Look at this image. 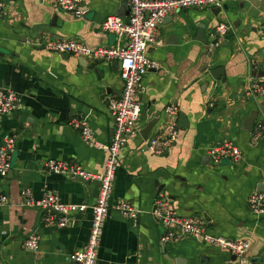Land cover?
<instances>
[{
  "label": "crops",
  "instance_id": "0c3cea01",
  "mask_svg": "<svg viewBox=\"0 0 264 264\" xmlns=\"http://www.w3.org/2000/svg\"><path fill=\"white\" fill-rule=\"evenodd\" d=\"M1 1L7 13L0 18V88L19 94L20 108L0 119V142L17 136L12 168L0 176V195L8 199L0 207V264H75L70 255L86 245L98 182L46 172L42 161L52 158L102 173L104 152L85 144L69 120L86 118L94 137L109 142L114 125L108 105L120 97L123 82L116 61L74 58L36 45L49 40L89 48L121 45L123 40L103 32L101 23L118 13L127 20L130 13L121 8L127 2L83 0L87 14L77 18L45 0ZM221 24L230 30L209 50L210 34ZM263 25L264 0H223L211 9H185L163 20L160 43L147 48L160 68L147 72L138 87L137 133L120 152L98 264H238L226 249L199 236L162 243L166 228L150 213L159 193L170 198L178 216H200L207 232L247 240L249 264H264V214L253 213L247 203L250 194L264 192V136L243 130L252 113L253 128L264 122V96L246 94L251 82L264 85ZM199 31L205 43L197 40ZM251 68L263 76H252ZM215 69H221L216 80L210 75ZM168 107L179 110L176 118L165 113ZM179 114L184 123L179 124ZM174 118L177 142L159 154L151 152L149 137ZM152 119L156 124L145 140L140 132ZM224 141L239 148L241 159L213 165L207 148ZM22 187H29L34 198L53 191L63 202L87 208L63 227L47 224L41 208L20 205ZM118 200L141 210L135 224L114 209ZM32 232L38 247L27 251L22 243Z\"/></svg>",
  "mask_w": 264,
  "mask_h": 264
},
{
  "label": "built area",
  "instance_id": "2783aa9c",
  "mask_svg": "<svg viewBox=\"0 0 264 264\" xmlns=\"http://www.w3.org/2000/svg\"><path fill=\"white\" fill-rule=\"evenodd\" d=\"M57 9L72 14L74 17H84L87 10L83 7V0H45ZM130 6V16L123 20L117 16H109L101 23V30L115 34L123 40L121 45L114 47L89 48L77 41L49 40L37 44L46 51L54 54L74 58L91 59L93 61H116L119 76L123 82L120 97L109 101V112L113 120V133L109 142L98 141L89 126L86 118H72L69 125L75 128L82 141L105 154L104 170L102 173H93L83 169L77 164H68L63 161L48 158L42 161V169L54 172L72 179L84 182L97 181L98 192L95 202L91 206L92 219L89 235L84 248L74 251L70 259L75 264H98L97 251L100 244L103 226L111 207V197L115 172L119 162L122 147L128 138L137 133V123L141 114L140 103L137 98L138 87L143 76L150 70L160 68L159 63L147 56L150 44H159V26L163 20L172 14L185 9H211L223 0H125ZM236 1V0H230ZM4 3L0 0V18L6 15ZM228 25L221 24L210 34V49L218 47L221 39L229 32ZM259 32L264 33V25ZM247 95L263 97L264 85L253 81L250 83ZM20 108L19 94L14 91L0 88V119L12 114ZM179 110L168 107L165 113L176 118ZM168 123L163 132L150 136L147 148L159 154L168 150L177 142L178 125L176 119ZM255 137L264 136V122H259L253 128ZM17 136L8 135L0 142V176L5 177L12 168L13 154L16 149ZM207 155L213 165H218L224 158L237 162L241 159L239 148L230 141H224L207 148ZM249 209L257 214H264V192H254L247 198ZM8 199L0 195V207L7 205ZM20 205L36 206L43 210L42 221L63 227L75 215L85 211L87 205L63 202L53 191H45L40 198H34L29 187L20 190ZM132 223H136L141 210L125 200H118L113 205ZM152 216L166 229L160 236L162 243H177L188 236H199L208 245L226 249L233 255L238 264H249L247 255L249 242L247 240H234L223 236L213 235L206 231L204 221L200 216L180 217L173 208L170 198L159 193L154 200V207L150 211ZM27 251H35L38 247V236L30 233L22 243Z\"/></svg>",
  "mask_w": 264,
  "mask_h": 264
},
{
  "label": "water",
  "instance_id": "95a60500",
  "mask_svg": "<svg viewBox=\"0 0 264 264\" xmlns=\"http://www.w3.org/2000/svg\"><path fill=\"white\" fill-rule=\"evenodd\" d=\"M126 6L129 13H130V6L127 5V3H124L122 2L121 3V8L123 9L124 7ZM219 10L216 9V12H218ZM213 14L215 15V10L212 11ZM122 14L118 13L117 14V17H121ZM198 41L202 42V43H205V39L203 38V34L201 33V31H199L198 33V38H197ZM0 52H2V50L0 49ZM221 72V69H215L213 71L210 72V75L211 77L216 80L218 78V73ZM251 74L252 76H254L255 78H261L262 75V72L258 71V70H255L254 68H251ZM179 124L180 123H184L185 121V118H184V115L183 114H179ZM256 119V115L254 113H252L251 115L248 116V118H246L244 121H243V130L245 131H252L253 129V125H254V121ZM156 124V119H152L151 121H149L146 126L141 130L140 132V135L143 137V139H147L153 126ZM185 125V124H184ZM13 160V159H12ZM162 188V186L160 185L158 187V189L160 190Z\"/></svg>",
  "mask_w": 264,
  "mask_h": 264
}]
</instances>
